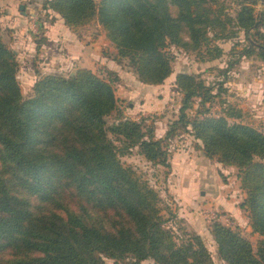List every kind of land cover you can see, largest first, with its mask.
<instances>
[{
	"label": "trees",
	"instance_id": "1",
	"mask_svg": "<svg viewBox=\"0 0 264 264\" xmlns=\"http://www.w3.org/2000/svg\"><path fill=\"white\" fill-rule=\"evenodd\" d=\"M44 7L74 31L97 22L117 49L114 60L126 59L143 84L171 76V46L195 51L201 61L227 55L226 66L212 83L176 74L179 115L157 137L146 118L119 110L117 77L89 68L43 73L25 98L16 54L0 28V264H106L105 257L215 264L199 234L168 227L173 215H163L159 192L120 158L136 149L152 164L169 166L168 141L182 131L207 158L237 169L246 193L241 207L260 235L254 246L238 228L215 223L219 257L225 264H264V129L224 99L229 72L242 57L264 60V0H44ZM239 32L226 52L219 43Z\"/></svg>",
	"mask_w": 264,
	"mask_h": 264
},
{
	"label": "rangeland",
	"instance_id": "2",
	"mask_svg": "<svg viewBox=\"0 0 264 264\" xmlns=\"http://www.w3.org/2000/svg\"><path fill=\"white\" fill-rule=\"evenodd\" d=\"M24 3L23 0L16 1L14 5L15 13L11 15L6 12L8 6H10L8 1L0 0V28L4 42L16 54V59L18 61L17 77L20 82L22 94L25 98H29L31 94H33L32 89L35 82L40 78L41 74L43 75L42 68H54L57 63L54 56L49 57H52L51 60L45 57L42 58V50L45 49L47 44L43 36L45 25L42 19L46 17L38 16L36 18H30L31 13H29L28 17L24 19V22L16 23V21H14V17H21L22 13L27 10L26 8L20 9V5ZM26 3L28 2L26 1ZM259 8L261 9L263 6L259 5ZM77 31L79 35H87L89 39H94V36L101 33L100 28L96 27L94 22L90 23V25L78 28ZM242 35L243 33L239 32L236 37L237 39L221 41L219 44L228 52L229 49L233 47L232 45L242 38ZM106 39L109 41L107 36L103 38L104 42L101 44L103 49L102 52L106 57L112 59L117 53V50L116 52L112 50V52L110 48L111 46L115 48V46L111 41L110 44H106ZM243 45H245L244 41L237 45L238 49ZM40 48L42 49L41 52L39 51ZM37 51H39L38 56H36L38 54ZM68 52L69 51H66L65 53ZM170 53L172 55L174 71L160 86H151L141 83L136 76L135 70L128 65L126 59L118 62V69L120 70L117 72L118 74L110 72L108 74L104 69L105 66L100 64L94 66L96 72L101 75L117 77V80L114 82V87L116 95L118 96L119 110L122 114L130 119L146 118L145 123L147 125H154L157 137L164 136L166 130L170 129L172 122L177 119L179 115L182 94L174 87L176 74L181 71L195 73L201 75L209 83H212L222 79L218 67H225L227 60V55H225L221 60L201 61L197 52L186 51L176 46L170 47ZM70 63L71 60L68 59L67 62L63 64V68L68 69ZM78 66L80 65L78 64ZM84 66L88 67L92 65L86 63ZM51 73L57 72L52 71ZM232 80H234V74H229L228 82L225 85L228 90L224 99L230 100L233 103H238L239 106H241L244 102V98L235 93L233 84H231ZM231 102L229 103L231 104ZM217 106L215 105L213 109L214 112L218 110ZM241 109L244 110V107L242 106ZM243 120L251 122L249 115H246L245 112H243ZM113 121V117L109 118L108 124H111ZM253 124L256 125L257 122L255 123L253 121ZM257 128L260 127L258 126ZM198 144L199 142L191 135L183 131L168 141L169 166L152 164L143 155L139 154L136 149L120 156V158L125 165L133 167L159 192L162 199L160 205L163 215L165 217L173 215L172 221L167 223L168 227L172 226L173 230L178 234H182L184 231L199 234L209 249L214 263L225 264L219 257L217 242L212 234V228L215 223L230 226V222L221 210L219 212L215 210L218 209L215 205H211L213 199L206 198L210 201L209 203L205 200H203V202L199 201H202L203 196L207 195L208 197L213 194L211 191L213 189L209 187V184L213 183L216 179H225L224 173L226 172L219 170L220 176H218V167H216L218 161L216 159L207 158L203 151L196 146ZM208 169H210V171ZM187 190H190L192 193V195H190V197H192L191 201L187 199V195L184 196L185 200L179 198L178 193L181 194L182 191L186 192ZM34 201V203H37L35 199ZM207 203L209 205L204 206ZM234 230H240L241 234L249 238L253 245L256 246L257 238L247 229ZM105 263L128 264V260L119 259L116 261L113 258L105 257ZM141 264L157 263L150 258L142 261Z\"/></svg>",
	"mask_w": 264,
	"mask_h": 264
},
{
	"label": "crops",
	"instance_id": "3",
	"mask_svg": "<svg viewBox=\"0 0 264 264\" xmlns=\"http://www.w3.org/2000/svg\"><path fill=\"white\" fill-rule=\"evenodd\" d=\"M7 1L10 6H8L6 12L13 15L15 13L14 5L16 1L22 0ZM26 1L28 3H26ZM23 2L25 3L20 5V9L23 6V9L26 8L27 10L22 13L21 17H14V21H16V23L24 22V19L28 17L29 13H31L30 18H36L38 16L46 17L43 18L42 21L45 25L43 29V36L45 37L44 40L47 44L44 50L40 48L39 51L41 52L42 50V58L45 57L46 59L48 58L51 60L52 57H49L54 56L57 64L54 68L43 67V73H51L53 71L63 73L62 75H68L75 72L78 68L83 67L92 69L96 72L94 66L100 64L105 66V70L118 74L117 72L120 71L118 69V62L114 60V58H112V60L111 58L106 57L102 52L103 49L101 44L104 42L103 38L106 37V33L97 22H94V25L100 28L101 33L94 36V39H89L87 35H79L78 31L71 30L68 26H66L64 20L58 13L49 8H45L44 0H23ZM105 41L106 44H110V40L108 41L106 39ZM110 50H114L116 52L117 49L111 46ZM39 51H37L38 54L36 56L39 55ZM66 51L69 52L65 53ZM68 59L71 60L70 67H68V69H64L63 64L67 62ZM240 62L239 65L236 64L230 70L229 74H234V80H232L231 84H233L235 93L243 96L244 102L241 106H239L238 103L231 102L230 100H228V102H231L233 106L240 109L242 114L245 112L246 115H249L251 122H247L248 124L255 127L259 126L261 129H264V60L256 56H244ZM86 63H89L92 66H84ZM78 64L80 66H78ZM242 106L244 107V110L241 109ZM253 121L255 123L257 122V124L254 125ZM216 167H218V176H220L219 170L226 172L224 173L225 179L220 178L221 181L216 179L213 183L209 184V187L213 189L211 190L213 192L212 195L215 196H203L202 201L199 202H203V200H205L209 203L210 201L206 198L213 199L211 205H215L218 208L215 210L219 212L221 210V212L227 216L232 228L247 229L258 240L260 235L258 233H253L247 213L241 207V203L245 199L246 193L241 188L237 169L233 166H224L219 162L216 163ZM208 170L210 171V169ZM178 194L179 198L183 200H185L184 196L186 195L189 201L192 200V197H190V195H192L190 190H187L186 192L182 191V195L180 193ZM208 203L204 206L209 205Z\"/></svg>",
	"mask_w": 264,
	"mask_h": 264
},
{
	"label": "water",
	"instance_id": "4",
	"mask_svg": "<svg viewBox=\"0 0 264 264\" xmlns=\"http://www.w3.org/2000/svg\"><path fill=\"white\" fill-rule=\"evenodd\" d=\"M21 9H23V6L21 7Z\"/></svg>",
	"mask_w": 264,
	"mask_h": 264
}]
</instances>
